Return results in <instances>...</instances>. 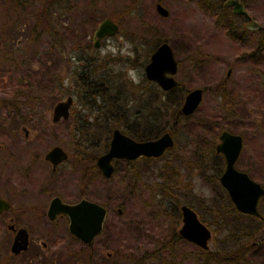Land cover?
I'll return each mask as SVG.
<instances>
[{
    "label": "rangeland",
    "instance_id": "1",
    "mask_svg": "<svg viewBox=\"0 0 264 264\" xmlns=\"http://www.w3.org/2000/svg\"><path fill=\"white\" fill-rule=\"evenodd\" d=\"M21 1L0 0V195L12 204L0 217V260L24 261V252L15 257L9 251L10 221L30 230L26 254L37 250L52 264H197L198 248H220L227 230L216 209L230 213L233 208L211 177V167L204 165L213 162L222 129L241 134L235 166L264 188V48L257 50L264 0H240L247 18L233 14L226 0H64L53 5L49 0ZM157 2L168 10L166 16L155 10ZM37 13L40 22L35 24ZM103 17L118 28L93 47V31ZM161 41L170 44L178 63L174 76L183 92L180 101L189 89L200 87V103L174 124L173 149L158 159L113 160V171L105 177L91 166L94 161L80 157L72 133L74 116L84 114L91 120L106 109L94 108L101 103L99 97L90 96L93 108L83 102L80 64L95 63L88 76L121 82L120 89L127 86L120 101L128 105V82L147 91L143 66ZM21 60L32 69L38 61H57L53 67L58 84L40 92L34 89L38 97L16 94L27 67ZM68 94L73 97L69 117L51 121L53 104ZM158 99L164 100L162 93ZM167 117L169 126L173 117ZM21 126L28 129L27 138ZM53 145L61 146L68 157L51 173L42 155ZM53 195L69 202L86 197L106 207L103 228L88 245L70 236L66 217L49 222L41 216ZM181 203L193 208L209 228L207 249L177 237ZM26 204H38L39 217L18 216L17 209ZM258 210L262 217L264 194ZM40 240L46 241L45 247Z\"/></svg>",
    "mask_w": 264,
    "mask_h": 264
},
{
    "label": "water",
    "instance_id": "2",
    "mask_svg": "<svg viewBox=\"0 0 264 264\" xmlns=\"http://www.w3.org/2000/svg\"><path fill=\"white\" fill-rule=\"evenodd\" d=\"M225 4L231 6L234 13L247 14L239 0H226ZM155 10L162 16L168 14V10L159 2L155 3ZM117 28L114 21L108 17H103L93 31L94 45H97L99 38L114 34ZM176 70L177 61L170 44L166 41H161L154 47L148 61L143 66L146 78L156 82L162 89H168L177 84V80L173 77ZM228 73L229 69L227 70ZM202 92L203 89L200 87L189 89L184 94L180 111L183 114L192 113L200 103ZM71 101L70 95L57 100L51 109V120L66 119ZM172 143V138L168 132H163L154 139L135 140L115 127L111 130L107 149L97 157L96 165L104 176H109L112 172L110 163L112 158L129 159L138 155H158L170 147ZM241 146L242 138L239 133L228 130H222L219 133L215 150L223 155L224 168L218 180L237 211L261 217L258 201L264 194L263 186L234 165ZM45 157L55 166L57 162L66 157V152L61 146L54 145L46 152ZM0 206L6 208L8 205L0 199ZM180 210L182 223L178 228L179 235L183 239L207 249V241L210 237L209 228L189 206L182 204ZM58 213L66 215L68 219L67 228L71 234L83 242H89L101 231L106 209L102 204L86 198H80L70 203L62 201L58 196H53L48 203L47 215L52 218ZM26 242L25 229L18 228L10 249L14 251L22 249L26 246ZM15 244H18L17 247Z\"/></svg>",
    "mask_w": 264,
    "mask_h": 264
},
{
    "label": "trees",
    "instance_id": "3",
    "mask_svg": "<svg viewBox=\"0 0 264 264\" xmlns=\"http://www.w3.org/2000/svg\"><path fill=\"white\" fill-rule=\"evenodd\" d=\"M61 1L64 0H49V4L53 5ZM33 16L36 19L34 23L38 24L40 15L37 13ZM237 16L244 17L243 15ZM260 31L262 39L259 41L257 50L264 48V29L261 28ZM242 36V33L237 35L238 38ZM24 62L21 60V63ZM56 62L53 60L52 65H47L46 61H38L37 69H32L31 63L25 62L27 67L24 68L20 78L22 88L19 87L16 94H23L24 97H38V93H33L34 89L36 92L38 90L40 92L41 89L50 88L55 83L57 85L55 79L57 73H54L53 67ZM14 63L16 64V62ZM93 65L95 63L85 62L81 67L83 75L79 77V81L84 86L81 91L82 100L84 103L94 102L92 97H99L101 101L99 107L106 105V109H101V114L94 116L91 120L85 115L84 120L74 123L72 128L77 145H80L76 151L87 161H93L95 153L106 149L112 126L121 127L124 133L136 139H148L155 137L167 127L168 115L173 117V122H177L179 119L181 114L177 107L183 93L179 87L162 92L158 91L155 84L149 83L147 91L144 93V89L137 88L133 83L128 82V105H124V100L121 105L122 94L127 95V92L122 89H127V86L120 89L118 84L121 82L119 81L117 84L113 79L88 76ZM160 92L164 96V100H172L173 103L167 105L159 101ZM91 95L92 97H90ZM100 120L103 121L100 122ZM217 172L213 171L214 174ZM227 201L233 208V212L223 213L222 209H216L217 219L221 220L222 226L227 230L224 239L220 242V248L212 251L198 248L195 255L197 264H264V215L256 217L240 213L234 209L229 199ZM244 218L248 220L244 221Z\"/></svg>",
    "mask_w": 264,
    "mask_h": 264
},
{
    "label": "flooded vegetation",
    "instance_id": "4",
    "mask_svg": "<svg viewBox=\"0 0 264 264\" xmlns=\"http://www.w3.org/2000/svg\"><path fill=\"white\" fill-rule=\"evenodd\" d=\"M240 1V0H239ZM228 8H230L231 9V11H232V8H231V6H227ZM233 14H236V15H243L244 17H246L247 18V14L246 15H244V14H238V13H234V12H232ZM103 38V37H102ZM100 39L101 38H99V40H98V43H97V45L95 46L94 45V37H93V47H98L99 46V44H100ZM149 59V58H148ZM176 59V58H175ZM83 60V59H82ZM148 61V60H147ZM146 61V62H147ZM177 61V60H176ZM145 62V63H146ZM144 63V64H145ZM84 64V60H83V63L82 64H80V68H79V70H78V77H81L82 75H83V73H82V71H81V67H82V65ZM178 64V63H177ZM230 71V70H229ZM144 73V72H143ZM176 73V72H175ZM175 73L173 74V77L176 79V77L174 76L175 75ZM227 74V73H226ZM228 75V74H227ZM145 76V75H144ZM145 78H146V76H145ZM148 81H149V83H153V84H155L156 86H157V88L160 90V91H168V90H171V89H173V88H176V87H178L179 86V82H178V80H177V84L175 85V86H173V87H171V88H168V89H162L156 82H154V81H152V80H150V79H148V78H146ZM69 95V94H68ZM71 96V95H70ZM72 97V96H71ZM73 98V97H72ZM159 101H161V100H159ZM182 101H183V99H182ZM182 101H180L179 102V106H178V111H179V113L181 114L180 115V117H186V116H190L192 113H190V114H183L181 111H180V106H181V104H182ZM161 102H163L164 104H167V105H169L170 103H173L172 102V100H163V101H161ZM89 105H87V107H93L94 106V104H95V101L94 102H92V101H88L87 102ZM86 103V104H87ZM101 105V103H96V105H95V107L94 108H98V110L100 109V106ZM71 106H72V101H71V104H70V107H69V114H68V116H67V118L69 117V115H70V108H71ZM98 113H100L101 114V111L99 110L98 111ZM100 114H98V115H100ZM84 117H85V115L84 114H82V115H77V116H74V120H73V122H82L83 120H84ZM180 117H178L179 119H180ZM66 118V119H67ZM87 118H88V116H87ZM51 119V118H50ZM178 119V120H179ZM178 120H177V122L175 121V122H173L172 121V123L173 124H171V125H169L168 126V122H167V127H169L170 128V130L172 131H169L168 129H166V128H164L163 129V131H161L158 135H156L155 137H152V138H148V139H154V138H157L159 135H161L163 132H168V134L171 136V138H172V145L170 146V147H167L166 149H164V151L161 153V154H158V155H150V156H146V155H138V156H136V157H134V158H129V159H125V160H127L129 163H131V162H133V161H135V160H144V161H146V160H149V159H158L160 156H162L165 152H167L168 150H171V149H173L174 147H175V145H176V143L174 142V138H173V127H174V124L176 125V123H178ZM52 121V120H51ZM115 128V127H114ZM118 128V127H117ZM21 129H22V131H23V136H24V138H27L28 137V129L25 127V126H21ZM120 129V128H119ZM121 130V129H120ZM222 130H227V129H222ZM221 130V131H222ZM122 131V130H121ZM220 131V132H221ZM228 131H230V130H228ZM123 132V131H122ZM219 132V133H220ZM231 132H234V131H231ZM124 133V132H123ZM219 133H218V135H219ZM235 133H237V132H235ZM111 134V133H110ZM126 134V133H125ZM128 135V134H127ZM218 135H217V139H218ZM241 135V134H240ZM128 136H130V135H128ZM131 138H133V139H135V140H146V139H136V138H134V137H132V136H130ZM109 138H110V136H109ZM241 138H242V136H241ZM108 141H109V139H108ZM218 142V141H217ZM216 142V143H217ZM215 143V144H216ZM215 144H214V151H215V153L213 154V156H212V161L213 162H211V163H209V164H207V165H204V166H209V167H211V173H210V175H211V177H213V178H216L217 179V181H218V183H219V180H218V178H219V175H220V173L222 172V170H223V168H224V157H223V155L220 153V152H217L216 150H215ZM54 146V145H53ZM107 146H108V144H107ZM52 147V146H51ZM50 147V148H51ZM242 147V146H241ZM49 148V149H50ZM62 148V147H61ZM49 149H47L44 153H43V155H42V158H43V161L46 163V164H48L49 166H50V172L51 173H53V172H55L56 171V169H57V167L59 166V164H61L67 157H68V154H67V152H66V157L64 158V159H61L59 162H57L56 164H55V166H53V164H52V162L49 160V159H47L46 157H45V154H46V152L49 150ZM106 149H107V147H106ZM105 149V150H106ZM104 150V151H105ZM241 150V149H240ZM104 151H102V152H104ZM101 152V153H102ZM100 153V151L99 152H97V153H95V155H94V159H93V161H94V164L93 165H91L92 167H95L96 166V168H97V170L101 173V171H100V169L98 168V166L96 165V159H97V157L101 154ZM240 153V152H239ZM239 155V154H238ZM80 157H82V158H84L82 155H80ZM238 157V156H237ZM4 159V158H3ZM85 159V158H84ZM117 159H124V158H112L111 160H110V163H111V165H112V171H113V164H112V161L113 160H117ZM199 159H200V162H202V160H201V158L199 157ZM237 159V158H236ZM86 160V159H85ZM1 161L2 160H0V163H1ZM235 162H236V160H235ZM195 164H196V159H195ZM234 165H235V163H234ZM204 166H197L198 168L200 167L202 170L204 169ZM236 167V166H235ZM194 168H196V167H194ZM237 168V167H236ZM241 170V169H240ZM213 171H218L216 174H214L213 173ZM244 171V170H243ZM194 172V171H193ZM112 173V172H111ZM247 173V172H246ZM102 174V173H101ZM248 174V173H247ZM103 175V174H102ZM249 175V174H248ZM104 176V175H103ZM110 176V175H109ZM109 176H105V177H109ZM250 176V175H249ZM3 177H4V175H3V172H1V170H0V186H1V184H2V181H3ZM251 177V176H250ZM252 178V177H251ZM253 179V178H252ZM85 185H87V184H85ZM219 185L221 186V184L219 183ZM222 187V186H221ZM222 189L224 190V192L226 193V191H225V189L222 187ZM53 196H58V195H53ZM53 196H51L50 198H49V200H48V202H47V205H46V207H45V211H44V213H42L41 212V216L43 215V216H45V218L49 221V222H51V221H53V220H55L57 217H62V216H64V217H66V215H64V214H62V213H58V214H55V216L54 217H52V218H50V217H48V215H47V207H48V203H49V201H50V199L53 197ZM226 196H227V193H226ZM62 201H64L60 196H58ZM228 197V196H227ZM80 198H86V197H80ZM80 198H78V199H80ZM0 199L2 200V201H4V202H6L7 203V207L6 208H4V207H1L0 206V217L2 218V216L3 215H5V213H8V212H10L11 211V209H12V204H11V200H9V198H5L4 196H2V195H0ZM77 199V200H78ZM86 199H88V200H91V201H94V202H97V203H100V202H98V201H96V200H92V199H90V198H86ZM229 199V198H228ZM77 200H75V201H77ZM230 200V199H229ZM75 201H70V203H72V202H75ZM65 202H69V201H65ZM231 202V201H230ZM232 203V202H231ZM100 204H102V203H100ZM182 204H185V205H187L186 203H181V204H179L178 205V210H179V212H180V220H181V210H180V206L182 205ZM103 205V204H102ZM233 205V204H232ZM104 206V205H103ZM187 206H189V205H187ZM105 207V206H104ZM190 207V206H189ZM234 207V206H233ZM172 208H173V210H175L176 209V205L174 204V206H172ZM175 208V209H174ZM191 208V207H190ZM37 209H38V204H36V205H30V206H28V204H26V205H21L18 209H17V215L18 216H23V217H27V214L30 216L29 218H37V217H39L38 216V214H39V212H37ZM105 209H106V207H105ZM195 213H196V211L193 209V208H191ZM234 209H235V207H234ZM117 212L118 213H121V209L118 207L117 209ZM236 210V209H235ZM237 211V210H236ZM239 212V211H238ZM241 213V212H240ZM244 214V213H243ZM196 215H197V213H196ZM106 216V215H105ZM197 217H198V215H197ZM199 218V217H198ZM66 219H67V217H66ZM105 219V218H104ZM11 220V218L9 217V221ZM103 222H104V220H103ZM67 223H68V219H67ZM182 223V222H181ZM181 223H180V225H179V227L181 226ZM44 225H46V223H44ZM6 227H7V229L8 230H10V232H11V238H10V242H9V251H10V253L12 254V256H15V257H20L19 255L21 254H23V252H24V254H23V258H24V261L22 262L23 264H28V263H32V264H52L53 262H52V260H45V259H42L41 257H39V255L41 254V253H39L37 250L36 251H33V254H26L27 252H25V251H28V250H30L29 249V247H30V230L26 227V226H24V225H17V224H15L14 222H12V221H10V222H8V223H6ZM47 227V226H46ZM178 227V228H179ZM18 228H24L25 229V231H26V235H27V242H26V246L24 247V248H22V249H18V250H11L10 249V246H11V243H12V241H13V239H14V236H15V233H16V231H17V229ZM48 228V227H47ZM102 228H103V223H102ZM178 228H177V233H178ZM47 232H51V228H48V229H45ZM102 230V229H101ZM67 231H68V228H67ZM69 232V231H68ZM100 233V232H99ZM98 233V234H99ZM69 234H70V236L73 238V239H75L76 241H80L82 244H85V245H88L92 240H90L89 242H83L82 240H80L79 238H77L76 236H74L73 234H71L70 232H69ZM178 236H180L179 235V233H178ZM181 237V236H180ZM94 239V238H93ZM185 240V239H184ZM187 241V240H186ZM39 243L41 244V246L42 247H45L46 246V241H44V240H40L39 241ZM17 245L18 244H15V247H17ZM79 253V252H78ZM26 254V255H25ZM2 262V263H1ZM22 263H20L19 261H17L16 263H13V264H22ZM73 263V262H72ZM0 264H8V262L7 261H1L0 260ZM65 264H69V263H65Z\"/></svg>",
    "mask_w": 264,
    "mask_h": 264
}]
</instances>
